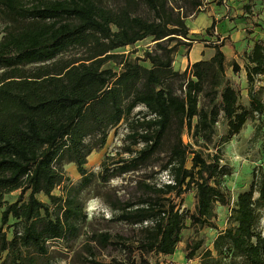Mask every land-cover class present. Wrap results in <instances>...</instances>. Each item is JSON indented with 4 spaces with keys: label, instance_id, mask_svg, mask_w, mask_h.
<instances>
[{
    "label": "trees",
    "instance_id": "1",
    "mask_svg": "<svg viewBox=\"0 0 264 264\" xmlns=\"http://www.w3.org/2000/svg\"><path fill=\"white\" fill-rule=\"evenodd\" d=\"M104 1L0 0V264H46L48 241L78 235L86 218L83 190L92 180L138 171L163 145L157 169L134 178L130 195L104 200L109 218L132 229L138 261L131 258L130 264H149L143 255L150 252L172 253L186 219L195 229L216 227V203L229 204V190L220 181L229 168L220 155L192 145L213 142L220 118L227 125L220 138L226 141L255 112L262 113L256 79L264 74V35L243 53L249 96L244 106L238 85L226 74L222 46L228 35L199 37L196 41L213 48L212 55L183 69L171 65L177 45L193 40L183 18L197 12L203 0H116L114 6ZM138 4L149 16L137 13ZM220 19L213 17L204 32L214 33ZM145 36L153 44L139 55L114 51ZM69 48L81 53L64 56ZM228 63L234 72L241 69L236 59ZM138 104L144 109L133 110ZM121 120L123 139L129 140L122 146L126 156L110 165L100 160L96 172L88 169L86 158ZM183 134L190 141H183ZM67 162L79 174L76 182L64 173ZM159 172L169 181H157L153 176ZM189 188L194 201L187 210L178 202ZM13 189L16 197L3 202L2 194ZM263 211L264 174L255 173L237 192L213 248L201 249L203 238H188L184 256L198 253L200 264H264ZM8 218L14 219L9 235L2 229ZM115 235L111 240L107 230L91 231L88 239L124 249ZM85 246L91 255L89 243ZM91 257L90 263L103 264Z\"/></svg>",
    "mask_w": 264,
    "mask_h": 264
},
{
    "label": "rangeland",
    "instance_id": "2",
    "mask_svg": "<svg viewBox=\"0 0 264 264\" xmlns=\"http://www.w3.org/2000/svg\"><path fill=\"white\" fill-rule=\"evenodd\" d=\"M104 2L108 6L116 5V0H105ZM179 2H183V0H179ZM197 9H199L197 12L191 11L183 18L184 23L188 27V35L193 40L204 37L207 34L204 32V16L212 11H217V14L224 13L222 16L228 17L233 25L232 28L235 27L232 33L233 36L231 37L229 34L230 36L228 35L225 40L226 44L222 46L227 61L226 74L230 81L238 85L240 89V103L248 106L249 96L247 94V82L243 67V53L250 48L253 39L264 35V0H203V3ZM137 13L142 16H149V12L142 4H138ZM198 27L200 30L197 32L191 30ZM207 35H213V33ZM192 41L188 45L184 43L177 45L172 53L171 65L173 68H180L182 59ZM152 44L153 41L150 39V36H145L136 40L133 44L116 47L114 51L127 56L139 55L144 49H149ZM77 53H81L79 48H69L63 55L70 56ZM231 59H236L240 63V70L236 72L232 70L228 65ZM143 63L147 64L145 61ZM107 64L113 69L117 67L113 62H107ZM256 88L260 89L261 99L264 104V74L257 77ZM136 109L134 108L133 110ZM140 109L143 110L144 108ZM125 131V120H121L108 131L104 144L99 149L93 150L90 157L86 158L85 166L96 172L100 169V160L104 159L105 163L109 164L110 161L120 156H126V152L122 150V146L129 142V140L123 139ZM226 132L227 125L220 118L216 123L213 142L207 145H192L193 147H199L205 153L220 155V162L229 168V172L224 174L220 181L221 185L229 190L230 201L226 205L216 203V227L204 226L195 229L187 224L186 219L184 227L180 231V240L177 242L173 252L170 254H154L151 252L144 254L143 257L149 264H153L154 260L159 264H200L198 253L191 258L184 256L185 240L188 238H203L201 249L205 247L213 248L212 242L215 235L219 230L228 225L230 206L237 192L248 186L255 173L264 174V109L262 115L259 113V115L250 116L238 133L233 134L226 141H222L220 137ZM182 140L190 141L185 134L182 135ZM138 145L139 143L135 146ZM166 149V145L161 146L160 152L151 158L146 167L138 171L113 176L105 182L96 178L93 179L83 190V209L86 213V218L78 235L67 241L62 239L48 241L49 252L46 264H92L88 261V257L91 256V258L103 264H116L117 262L130 264L131 258L138 261V252L134 248L131 227L121 221L110 219V211L105 205L104 200L113 199L114 197L124 198L126 195H130L134 190L133 179L149 169H157ZM186 164L188 165L189 161H186ZM63 168L70 182L78 180L79 174L76 172L73 163L67 162L63 164ZM153 177L157 181L167 178L164 172L155 173ZM59 191L60 187L56 186L53 189L54 193H58ZM17 192V189L5 192L2 194L1 200L3 202L12 201L16 197ZM37 197L46 200V197L41 193H37ZM180 197V201L178 198L176 199L179 201V207L189 210L194 201L193 188L185 190ZM92 201L97 202L98 210L90 215L88 205ZM2 205L0 206V210ZM13 221L14 219L8 218L7 226H2L7 235H9ZM259 228L264 234V211L260 219ZM100 230L109 231L112 235L111 240L116 239L115 234L120 235L126 247L123 249L122 244L101 247L93 240L88 239L91 231ZM86 243L90 245L89 250L91 251V255H89L88 249L85 246Z\"/></svg>",
    "mask_w": 264,
    "mask_h": 264
},
{
    "label": "crops",
    "instance_id": "3",
    "mask_svg": "<svg viewBox=\"0 0 264 264\" xmlns=\"http://www.w3.org/2000/svg\"><path fill=\"white\" fill-rule=\"evenodd\" d=\"M199 13V12H198ZM224 13H218L217 11H212L211 13L206 14L205 20L203 22V26L204 28L210 24L212 18L214 17L215 19H218L221 17L220 20H218L215 24V30L213 35H204L205 38H208L209 40H215L216 36L215 33H219L221 36H226V35H231V37L233 36V30L235 29V27L232 28V23L231 21L228 19V17H223ZM219 26V27H218ZM192 31H198L200 30V28H192ZM229 35V36H230ZM263 36V35H262ZM261 36V37H262ZM213 53V48L210 46H205L203 41H196L193 40L192 43L190 44L186 54L184 55L183 59H182V64L180 65L179 69H183L187 63L192 62L198 58H207L210 55H212Z\"/></svg>",
    "mask_w": 264,
    "mask_h": 264
},
{
    "label": "clouds",
    "instance_id": "4",
    "mask_svg": "<svg viewBox=\"0 0 264 264\" xmlns=\"http://www.w3.org/2000/svg\"><path fill=\"white\" fill-rule=\"evenodd\" d=\"M97 202L96 201H92L89 203L88 205V212L91 215L94 211H97Z\"/></svg>",
    "mask_w": 264,
    "mask_h": 264
},
{
    "label": "built area",
    "instance_id": "5",
    "mask_svg": "<svg viewBox=\"0 0 264 264\" xmlns=\"http://www.w3.org/2000/svg\"><path fill=\"white\" fill-rule=\"evenodd\" d=\"M134 108H137V109H139V108H144V106L143 105H140V104H138V105H136ZM261 115H262V113H260ZM255 115H259V113H257V112H255ZM166 181H169V179H165Z\"/></svg>",
    "mask_w": 264,
    "mask_h": 264
},
{
    "label": "bare ground",
    "instance_id": "6",
    "mask_svg": "<svg viewBox=\"0 0 264 264\" xmlns=\"http://www.w3.org/2000/svg\"><path fill=\"white\" fill-rule=\"evenodd\" d=\"M90 157V156H89Z\"/></svg>",
    "mask_w": 264,
    "mask_h": 264
}]
</instances>
